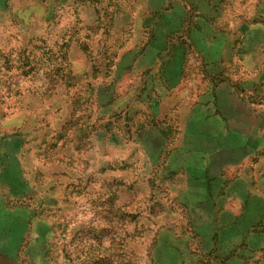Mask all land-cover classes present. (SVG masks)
<instances>
[{"label":"rangeland","instance_id":"374dc122","mask_svg":"<svg viewBox=\"0 0 264 264\" xmlns=\"http://www.w3.org/2000/svg\"><path fill=\"white\" fill-rule=\"evenodd\" d=\"M234 92L264 116V0H0V264H264V151L212 179L262 227L198 250Z\"/></svg>","mask_w":264,"mask_h":264},{"label":"crops","instance_id":"0c3cea01","mask_svg":"<svg viewBox=\"0 0 264 264\" xmlns=\"http://www.w3.org/2000/svg\"><path fill=\"white\" fill-rule=\"evenodd\" d=\"M226 98L230 99V112L219 111L215 114L216 120L221 124V129L218 136L213 137L216 139L218 144L213 150H210L209 159H204L201 154L197 152V156L204 159L207 162L205 167V172L202 176H196V179L201 177L203 180L202 184L205 189V194H209L208 182L213 179L214 174H221L223 168L225 167H243L244 163L249 160L252 156L259 154L264 151V147H261L264 142V116L260 114V111H255L256 105L250 103L248 100L240 97L234 93L227 95ZM220 97L216 99V107L219 109L221 103ZM212 118L211 116L208 117ZM226 140V142H222ZM196 157V156H195ZM197 158V157H196ZM233 158V161H229ZM208 170V171H207ZM212 170H215L212 173ZM207 171V172H206ZM208 174L209 176H206ZM213 187L214 195L217 197L218 204L213 206V208H205L202 211H207L209 214L210 223L207 226L212 229L213 234L220 237V243H218L216 248L217 256L219 255L217 251L220 248L228 247L230 243L234 245L236 241L242 239L240 243L244 246V239L248 236V233H257V229L261 225V221L264 222V213H259L260 222H255L249 226L246 225L247 214L250 211V205L256 199L254 196L248 195V193L243 194V190H240V181L236 179L235 181H229L228 177H221L217 183L211 181ZM198 183V182H197ZM200 184V183H198ZM210 187V186H209ZM246 192V191H245ZM233 198L239 201L243 212L242 215L237 217L225 209V204ZM229 216L230 218L224 221V217ZM234 224L233 227L228 229L220 230L223 226H228ZM256 228V229H255ZM250 229V230H249ZM254 229L256 232H254ZM249 230V232H248ZM239 247L235 246V249ZM234 249V250H235ZM227 253L233 252V249L227 248ZM226 253V254H227ZM221 257V256H219Z\"/></svg>","mask_w":264,"mask_h":264},{"label":"trees","instance_id":"16d2710c","mask_svg":"<svg viewBox=\"0 0 264 264\" xmlns=\"http://www.w3.org/2000/svg\"><path fill=\"white\" fill-rule=\"evenodd\" d=\"M156 12H158V10H156ZM202 11L200 10V16L202 17V18H204V16L206 15L205 13L204 14H202L201 13ZM176 18H178V16L176 15ZM208 117L209 116H207V117H204L205 119H208ZM208 171V170H207ZM206 171V172H207ZM199 176H202V174L201 175H199ZM206 176H209L208 174H206ZM198 180H199V182L198 183H200V185L201 186H203V184H202V182H203V180L201 179V177H199V178H197ZM212 179H210V181H211ZM212 188L210 187L209 188V186H208V188H207V190L210 192V190H211ZM217 188H215V190H216ZM215 190H214V192H215ZM208 195V194H207ZM197 196H199V197H197V198H200V200H199V202L198 203H196V207H199L201 210H203V209H205V208H209L208 207V205H207V203H208V200H207V196H206V194H205V189H204V191H203V193H199V195H197ZM203 200H205V202H203ZM209 227V226H208ZM230 227H233V225H228L227 227H221V229L220 230H223V229H228V228H230ZM208 229H210V228H208ZM256 229V228H255ZM254 229V232H256V230ZM210 231H211V235H209V236H205L204 238H201L200 240H199V245H198V250H199V252H201V250H205L206 248H207V253H205L207 256H208V258L209 259H211V260H213V259H219V256H217V254H215L216 253V248H215V246L218 244V243H220L219 241H220V237L219 236H217V235H215V234H213V232H212V229H210ZM246 243V237H245V239H244V244ZM161 244H162V248L163 249H165V250H168L169 248H167L168 247V245H166L165 244V242L163 241V242H161ZM177 250V249H176ZM171 251L173 252L172 254L173 255H175L177 252H178V255H179V251H175L174 249H172L171 248ZM176 252V253H175ZM229 254H231V253H228V254H226V257H225V264H234V262H236V260H238V259H242L241 257H240V255H234V256H232L231 258H229ZM181 257V256H180Z\"/></svg>","mask_w":264,"mask_h":264}]
</instances>
